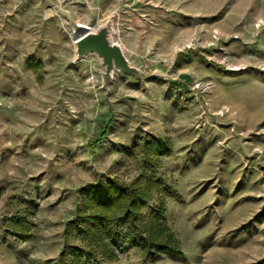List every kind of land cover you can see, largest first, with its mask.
I'll return each instance as SVG.
<instances>
[{
	"label": "rangeland",
	"instance_id": "obj_1",
	"mask_svg": "<svg viewBox=\"0 0 264 264\" xmlns=\"http://www.w3.org/2000/svg\"><path fill=\"white\" fill-rule=\"evenodd\" d=\"M107 21L146 78L75 60ZM105 178L151 184L131 232L162 205L174 252L74 254ZM0 264H264V0H0Z\"/></svg>",
	"mask_w": 264,
	"mask_h": 264
},
{
	"label": "trees",
	"instance_id": "obj_2",
	"mask_svg": "<svg viewBox=\"0 0 264 264\" xmlns=\"http://www.w3.org/2000/svg\"><path fill=\"white\" fill-rule=\"evenodd\" d=\"M148 144L156 153L165 149L159 140ZM150 185L141 188L139 184L129 185L114 178H105L97 184L83 186L80 189L81 208L75 225L83 237L85 248L78 249L74 254L91 259L100 253L114 260L125 241L141 246L146 253L153 248L159 252H174L176 248L171 244V236L162 237L165 231L161 221L162 205L145 224L146 236L136 242L131 232L141 217L140 208L150 199ZM123 225H126L127 232L120 236L116 229Z\"/></svg>",
	"mask_w": 264,
	"mask_h": 264
},
{
	"label": "water",
	"instance_id": "obj_3",
	"mask_svg": "<svg viewBox=\"0 0 264 264\" xmlns=\"http://www.w3.org/2000/svg\"><path fill=\"white\" fill-rule=\"evenodd\" d=\"M111 26L107 21L97 28H77L73 34L75 60H79L89 53L96 54L103 66L102 77L108 83L114 70L124 74L146 78L147 76L132 65L123 54L121 46L110 37Z\"/></svg>",
	"mask_w": 264,
	"mask_h": 264
},
{
	"label": "bare ground",
	"instance_id": "obj_4",
	"mask_svg": "<svg viewBox=\"0 0 264 264\" xmlns=\"http://www.w3.org/2000/svg\"><path fill=\"white\" fill-rule=\"evenodd\" d=\"M77 28H90L91 29V27H89V26H87L86 24H84V23H78L77 25ZM76 28V29H77ZM75 29V30H76ZM74 34V33H73ZM71 40H72V42H73V35H72V37H71ZM116 43H118V42H116ZM119 44V43H118ZM120 45V44H119ZM121 46V45H120Z\"/></svg>",
	"mask_w": 264,
	"mask_h": 264
}]
</instances>
